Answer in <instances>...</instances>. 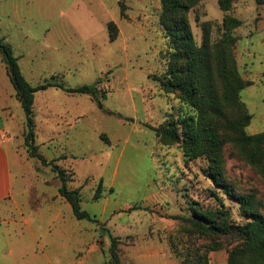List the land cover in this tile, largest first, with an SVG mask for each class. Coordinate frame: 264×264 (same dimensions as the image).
<instances>
[{"label":"rangeland","instance_id":"374dc122","mask_svg":"<svg viewBox=\"0 0 264 264\" xmlns=\"http://www.w3.org/2000/svg\"><path fill=\"white\" fill-rule=\"evenodd\" d=\"M122 3L124 16L118 0H0V37L31 85L98 80L105 93L94 98L49 87L33 97L37 152L65 170L67 186L79 189L81 208L97 221L78 220L59 195L51 166L28 152L24 112L0 57L4 134L16 163L11 160L13 197L0 203V264H180L192 254L182 231L191 224L182 219L193 217L195 208H228L231 223L244 222L239 204L207 176V158H190L183 136L161 143L154 130L167 119L197 114L161 86L160 79L171 76L173 52L160 21L161 0ZM186 17L197 46L205 36L210 44L223 37L225 17L240 22L229 33L236 38L230 51L235 68L248 82L238 93L251 115L245 131L263 133L264 0H229L227 10L219 0H197ZM110 21L117 27L113 41ZM210 58L219 86L217 56L210 51ZM222 156L223 178L236 192L255 194L264 213L259 168L230 141ZM110 234L117 238V261ZM200 241L209 245V264H227L235 242L216 236Z\"/></svg>","mask_w":264,"mask_h":264},{"label":"trees","instance_id":"16d2710c","mask_svg":"<svg viewBox=\"0 0 264 264\" xmlns=\"http://www.w3.org/2000/svg\"><path fill=\"white\" fill-rule=\"evenodd\" d=\"M197 0H161L162 13L160 21L165 30L169 43L173 48L169 76L160 79L161 86L166 92H174L194 109L196 116L188 115L177 121L173 118L165 120L155 127L156 135L161 143H176L183 136V148L190 158L205 156L209 162L208 177L213 184L220 188L230 199L239 204L240 215L244 222L231 223L228 208L216 212H209L206 208H195L193 217L183 218V222L191 225L182 231L188 234V242L192 254L180 261V264H209L207 248L209 245L200 241L207 237H223L232 241L228 252L227 264H264V213L256 204L255 194L236 192L233 185L223 178L221 171L223 164L222 149L225 141L236 145L244 158L259 168L264 176V132L247 134L245 127L249 124L251 115L247 113L243 102L239 98V91L246 85L238 74L231 56V46L236 38L230 35L229 30L238 26L240 22L235 18H224V27L227 29L223 37L210 44L205 36L200 46L195 44L186 13ZM120 13L124 16L122 0H118ZM222 9L227 10L229 0H219ZM205 26V24H204ZM207 30L205 27L203 28ZM109 39L113 41L117 36V27L108 23ZM211 48L214 50L212 51ZM210 51L215 53L220 68L217 76L220 85L216 83ZM0 57L3 62L9 81L15 91L25 116L24 143L31 156L43 164L51 166L60 180L58 193L70 205L72 214L78 220L95 221L86 210L81 208L79 189L69 188L65 170L53 161L45 159L37 152L35 144V122L33 113V97L38 91L49 87L61 89L68 93L89 94L96 97H105V93L97 88L98 80L91 84L67 87L58 81H45L31 85L21 73L18 56L14 55L11 45L0 37ZM175 64V65H174ZM179 64V65H177ZM99 107L102 103L98 100ZM181 127V130L179 128ZM223 131L224 136L220 133ZM101 184L99 183L94 197L97 198ZM198 206V205H197ZM138 206L130 207V210ZM97 221V220H96ZM111 256L117 261L114 251L117 238L110 234ZM229 241V242H230Z\"/></svg>","mask_w":264,"mask_h":264},{"label":"crops","instance_id":"0c3cea01","mask_svg":"<svg viewBox=\"0 0 264 264\" xmlns=\"http://www.w3.org/2000/svg\"><path fill=\"white\" fill-rule=\"evenodd\" d=\"M4 129L5 120L0 105V203L13 197L14 176L11 171V160L16 164L14 152L8 145L9 139L4 134Z\"/></svg>","mask_w":264,"mask_h":264}]
</instances>
